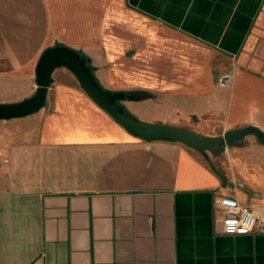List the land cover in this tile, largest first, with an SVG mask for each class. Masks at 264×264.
<instances>
[{"label":"crops","instance_id":"obj_1","mask_svg":"<svg viewBox=\"0 0 264 264\" xmlns=\"http://www.w3.org/2000/svg\"><path fill=\"white\" fill-rule=\"evenodd\" d=\"M56 46L148 94L121 102L139 121L264 132V0H0V104L35 95ZM52 78L39 112L0 121V264H264V234H222L218 207L264 218V139L219 157L143 141L71 71Z\"/></svg>","mask_w":264,"mask_h":264},{"label":"water","instance_id":"obj_2","mask_svg":"<svg viewBox=\"0 0 264 264\" xmlns=\"http://www.w3.org/2000/svg\"><path fill=\"white\" fill-rule=\"evenodd\" d=\"M57 68L71 71L78 79L81 88L101 110L128 134L143 141L179 143L202 155L211 153L214 157H219L224 147L240 145L246 137L255 136L264 139V132L252 125L210 137L166 123L141 122L132 117L121 102L140 101L147 98L148 94L140 91L125 93L105 90L81 53L65 46H56L43 53L36 70L35 95L19 103L0 104V121L24 118L39 112L45 105L48 89L53 83L52 76Z\"/></svg>","mask_w":264,"mask_h":264},{"label":"built area","instance_id":"obj_3","mask_svg":"<svg viewBox=\"0 0 264 264\" xmlns=\"http://www.w3.org/2000/svg\"><path fill=\"white\" fill-rule=\"evenodd\" d=\"M230 77L225 78L228 83ZM221 210L220 232L228 236H244L252 233L264 234V218L256 216L237 199L222 197L218 201Z\"/></svg>","mask_w":264,"mask_h":264},{"label":"rangeland","instance_id":"obj_4","mask_svg":"<svg viewBox=\"0 0 264 264\" xmlns=\"http://www.w3.org/2000/svg\"><path fill=\"white\" fill-rule=\"evenodd\" d=\"M225 84H226V82H225ZM128 112V111H127ZM129 113V112H128ZM130 114V113H129ZM131 115V114H130ZM141 122H143V121H141ZM144 123H149V122H144Z\"/></svg>","mask_w":264,"mask_h":264},{"label":"trees","instance_id":"obj_5","mask_svg":"<svg viewBox=\"0 0 264 264\" xmlns=\"http://www.w3.org/2000/svg\"><path fill=\"white\" fill-rule=\"evenodd\" d=\"M82 55V54H81ZM82 57H84L83 55H82ZM85 58V57H84ZM86 59V58H85Z\"/></svg>","mask_w":264,"mask_h":264}]
</instances>
